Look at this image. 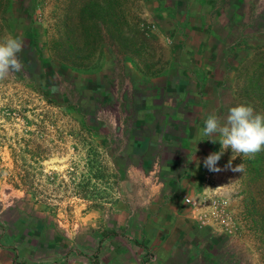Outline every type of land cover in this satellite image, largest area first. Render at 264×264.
<instances>
[{
  "label": "rangeland",
  "instance_id": "1",
  "mask_svg": "<svg viewBox=\"0 0 264 264\" xmlns=\"http://www.w3.org/2000/svg\"><path fill=\"white\" fill-rule=\"evenodd\" d=\"M9 35L24 48L23 69L0 81V264L158 261L133 231L144 176L220 151L201 135L209 115L264 113V0H0ZM232 156L203 182L218 180L232 232L248 222L256 241L264 150L232 161L243 173L224 168Z\"/></svg>",
  "mask_w": 264,
  "mask_h": 264
},
{
  "label": "crops",
  "instance_id": "2",
  "mask_svg": "<svg viewBox=\"0 0 264 264\" xmlns=\"http://www.w3.org/2000/svg\"><path fill=\"white\" fill-rule=\"evenodd\" d=\"M191 147H186L188 152ZM185 154L173 159L168 173L163 166L161 177L153 176L150 182V177L144 176L148 187L143 191L148 202L143 217L138 216L144 226L133 231L136 236H143L141 242L147 249L152 245L158 255V261L156 257L150 264H264L263 234L259 230L255 241L247 221L242 222L239 233L224 231L218 224H198L180 194L197 195L204 189L224 194L216 178L210 184L203 182V161L207 156ZM196 160L200 161L198 168Z\"/></svg>",
  "mask_w": 264,
  "mask_h": 264
},
{
  "label": "clouds",
  "instance_id": "3",
  "mask_svg": "<svg viewBox=\"0 0 264 264\" xmlns=\"http://www.w3.org/2000/svg\"><path fill=\"white\" fill-rule=\"evenodd\" d=\"M23 48L24 41L19 37L9 35L0 41V81L23 69L22 61L18 57ZM201 135L212 143L219 141L221 145L220 151L209 154L203 161L209 171H222L218 161L224 152L231 148L233 156L224 168L243 173L242 163L233 166L232 161L237 156L248 158L264 150V113L256 112L251 105L233 106L228 110L226 117L209 115ZM196 166H200L199 160H196Z\"/></svg>",
  "mask_w": 264,
  "mask_h": 264
},
{
  "label": "built area",
  "instance_id": "4",
  "mask_svg": "<svg viewBox=\"0 0 264 264\" xmlns=\"http://www.w3.org/2000/svg\"><path fill=\"white\" fill-rule=\"evenodd\" d=\"M209 181V174L206 173ZM180 198L192 211L200 226L218 224L224 231L232 232L234 221L232 219L229 198L212 191L204 189L197 195L182 192Z\"/></svg>",
  "mask_w": 264,
  "mask_h": 264
},
{
  "label": "trees",
  "instance_id": "5",
  "mask_svg": "<svg viewBox=\"0 0 264 264\" xmlns=\"http://www.w3.org/2000/svg\"><path fill=\"white\" fill-rule=\"evenodd\" d=\"M110 14L111 17L114 18L111 12ZM258 53L259 55L256 59V98L260 97L264 106V50H262V53ZM258 157H260V155L257 154L256 160ZM14 261L17 263L15 259Z\"/></svg>",
  "mask_w": 264,
  "mask_h": 264
}]
</instances>
